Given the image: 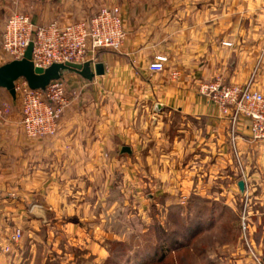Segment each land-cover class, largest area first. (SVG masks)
<instances>
[{"label":"crops","instance_id":"crops-1","mask_svg":"<svg viewBox=\"0 0 264 264\" xmlns=\"http://www.w3.org/2000/svg\"><path fill=\"white\" fill-rule=\"evenodd\" d=\"M102 5L119 7L124 42L97 52L104 74L62 77L67 104L53 135H25L18 100L0 88V264H35L39 246L42 264H101L119 203L145 204L147 213L197 194L227 203L240 171L246 192L257 188L253 198L264 205V179H256L264 146L251 138L249 120L231 131L198 92L216 77L264 92V0H0V11H27L46 25L84 19ZM156 53L168 61L151 72ZM217 174L221 195L211 192ZM13 227L22 237L6 252ZM256 246L264 254L261 239ZM235 251L211 262L254 264Z\"/></svg>","mask_w":264,"mask_h":264},{"label":"built area","instance_id":"built-area-1","mask_svg":"<svg viewBox=\"0 0 264 264\" xmlns=\"http://www.w3.org/2000/svg\"><path fill=\"white\" fill-rule=\"evenodd\" d=\"M125 35L118 6L102 5L84 19L63 24L51 21L46 25H35L28 14L13 13L0 27V66L22 59L30 42L31 61L38 68L44 69L53 63L94 62L100 49L119 50ZM224 45L231 46V43L224 42ZM167 61L166 54L156 53L148 69L159 72ZM14 91L19 99L21 128L25 135L30 138L53 135L67 104L63 79L52 80L45 90H40L29 88L27 82L19 78L14 82ZM198 92L212 101L223 117H227L231 131L241 117L247 118L251 138L264 146V92L251 89L249 83H228L221 77L201 82ZM21 237V229L13 227L9 243L3 249L9 251V245L17 243ZM254 258V264H261L258 258Z\"/></svg>","mask_w":264,"mask_h":264},{"label":"rangeland","instance_id":"rangeland-1","mask_svg":"<svg viewBox=\"0 0 264 264\" xmlns=\"http://www.w3.org/2000/svg\"><path fill=\"white\" fill-rule=\"evenodd\" d=\"M215 2L221 3V0ZM22 13L29 15L27 11ZM11 14L13 12L0 11V27ZM14 98L19 102L16 94ZM236 163L241 166L238 161ZM240 174L244 180L243 171ZM263 175L257 173L256 179H264ZM219 176H215L211 188L216 195L224 191L219 189ZM257 190L246 192L245 189L241 193L236 183H232L226 191L231 195L227 203L220 196L214 201L197 194L193 195L192 203H187L184 196L173 207L165 209L154 205L149 214L145 204L123 206L119 203L120 209L111 215L114 218L111 224L113 242L101 264H213L211 261H216L219 256L239 255L235 250L240 247L249 261L254 262L256 257L263 264L264 254L257 251L256 245L260 239L264 244V205L253 198ZM44 249V246L35 249V264L43 263ZM91 261L92 257L77 258L72 262L58 258L47 263L97 264Z\"/></svg>","mask_w":264,"mask_h":264},{"label":"water","instance_id":"water-1","mask_svg":"<svg viewBox=\"0 0 264 264\" xmlns=\"http://www.w3.org/2000/svg\"><path fill=\"white\" fill-rule=\"evenodd\" d=\"M32 42L28 44L22 59L13 60L0 66V88L7 90L15 97L14 82L23 78L29 88L45 90L52 80L62 78L65 74L76 73L87 80H91L95 75L104 74L102 62L87 61L82 64L77 63H53L47 68L35 67L31 61ZM93 64V70H92ZM122 152H130L128 147H123ZM237 186L241 193L244 192L245 184L239 180Z\"/></svg>","mask_w":264,"mask_h":264},{"label":"trees","instance_id":"trees-1","mask_svg":"<svg viewBox=\"0 0 264 264\" xmlns=\"http://www.w3.org/2000/svg\"><path fill=\"white\" fill-rule=\"evenodd\" d=\"M160 259H162V258H160ZM160 259H158V261H159Z\"/></svg>","mask_w":264,"mask_h":264}]
</instances>
